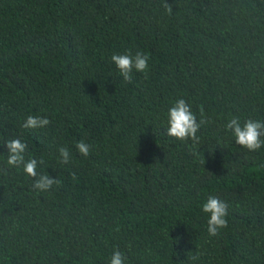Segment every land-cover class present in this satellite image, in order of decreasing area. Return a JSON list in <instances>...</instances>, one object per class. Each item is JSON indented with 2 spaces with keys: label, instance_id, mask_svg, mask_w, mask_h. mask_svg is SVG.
Masks as SVG:
<instances>
[{
  "label": "trees",
  "instance_id": "16d2710c",
  "mask_svg": "<svg viewBox=\"0 0 264 264\" xmlns=\"http://www.w3.org/2000/svg\"><path fill=\"white\" fill-rule=\"evenodd\" d=\"M138 51L129 83L111 57ZM178 99L209 121L197 145L166 134ZM233 117L264 121V0H0V169L19 138L62 181L0 171V264H264V146L236 144ZM209 196L228 205L216 237Z\"/></svg>",
  "mask_w": 264,
  "mask_h": 264
},
{
  "label": "clouds",
  "instance_id": "9594fccd",
  "mask_svg": "<svg viewBox=\"0 0 264 264\" xmlns=\"http://www.w3.org/2000/svg\"><path fill=\"white\" fill-rule=\"evenodd\" d=\"M163 7L169 14L172 13L173 6L165 2ZM112 62L116 65L119 73L127 82L132 81L133 70L136 72H146L149 65V57L143 52H136L133 56L130 52L126 54H113ZM209 121L204 118L203 110L201 109V117L199 121L196 115L192 112L190 105L184 99H178L167 113L166 129L167 136L179 141L191 140L193 145L200 142V137L197 133L201 127L208 124ZM50 124V120L46 117L28 116L23 123V129H43ZM232 136L235 138V143L247 149L249 152H256L264 146V121L247 119L240 122L239 117H233L226 124ZM7 150V167L0 169L5 174L11 168H22L24 174L32 179V188L38 192H49L54 186H60L62 181L59 178H54L49 173L41 174L37 172L38 164H44V161L35 158L26 159L25 153L27 144L21 139L7 140L2 144ZM79 153L85 157L89 155L90 146L84 141H80L76 145ZM59 163L67 165L71 163V155L66 147H60ZM72 178L76 179L75 172L71 173ZM226 202L220 200L216 196H209L207 201L202 205V211L207 214V232L209 236L216 237L220 234L221 229L228 227L226 219L228 212ZM196 259L195 256L192 257ZM125 256L118 249L113 252L109 264H124Z\"/></svg>",
  "mask_w": 264,
  "mask_h": 264
}]
</instances>
